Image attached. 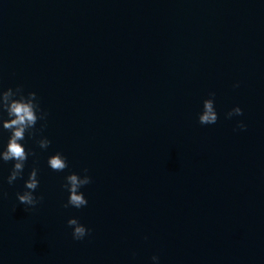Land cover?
Returning <instances> with one entry per match:
<instances>
[{
	"label": "water",
	"instance_id": "1",
	"mask_svg": "<svg viewBox=\"0 0 264 264\" xmlns=\"http://www.w3.org/2000/svg\"><path fill=\"white\" fill-rule=\"evenodd\" d=\"M17 86L47 118L22 178L0 160V264H264V0H0V90ZM85 168L87 205L63 207Z\"/></svg>",
	"mask_w": 264,
	"mask_h": 264
},
{
	"label": "clouds",
	"instance_id": "2",
	"mask_svg": "<svg viewBox=\"0 0 264 264\" xmlns=\"http://www.w3.org/2000/svg\"><path fill=\"white\" fill-rule=\"evenodd\" d=\"M238 86V85H234ZM214 96L215 93L210 92L209 98L204 99L202 102V111L198 115V122L201 125L215 124L218 119V115L214 108ZM0 111L6 112L8 119H0L2 129L10 133L8 141L4 150L0 151V160L3 162L14 161L12 168L7 176V183L12 185L15 180L22 178L25 161L29 156H35L36 153L25 150L20 141L25 139L27 133L29 137H33L35 125L37 121H45L47 113L42 111L35 92H28L24 94L22 87L17 86L15 90L8 88L6 90H0ZM243 115L242 109L238 106L233 107L227 113L226 118L233 116ZM45 127L41 124L40 131ZM237 128L244 130L246 125L243 122H237ZM37 145L41 149H47L51 141L47 137L41 136L36 140ZM48 166L55 172H62L68 167L67 159L60 152H56L47 159ZM84 175H78L76 173H70L65 177V183L62 185L68 192L67 203L63 207H74L80 209L87 205L84 194L80 189L92 182L91 177L87 174L88 170L85 168L82 170ZM38 169L33 167L28 174L27 180L24 181V187L27 189L23 193H16V198L20 204L34 207L39 203L43 197L34 196V191L39 186L37 179ZM6 195V193H3ZM67 224L72 228V238L74 240H82L86 235L90 233V229H86L85 226L79 223L76 218H69ZM158 256L153 255L151 260L154 264H158Z\"/></svg>",
	"mask_w": 264,
	"mask_h": 264
}]
</instances>
